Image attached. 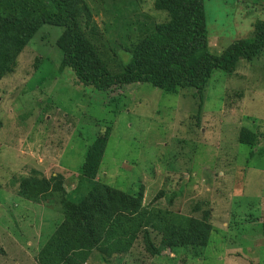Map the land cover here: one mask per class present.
<instances>
[{"label": "rangeland", "instance_id": "374dc122", "mask_svg": "<svg viewBox=\"0 0 264 264\" xmlns=\"http://www.w3.org/2000/svg\"><path fill=\"white\" fill-rule=\"evenodd\" d=\"M67 1L111 73L124 70L121 51L169 20L158 0ZM204 10L214 55L264 21V0H204ZM62 31L43 24L20 49L12 29L0 40V213L18 197L46 210L22 251L0 236V264H39L69 207L98 193L125 196V208L139 198L157 252L140 232L127 252L93 250L84 264H264V52L213 70L201 89H99L60 68ZM190 218L208 225L204 242L185 241Z\"/></svg>", "mask_w": 264, "mask_h": 264}, {"label": "trees", "instance_id": "16d2710c", "mask_svg": "<svg viewBox=\"0 0 264 264\" xmlns=\"http://www.w3.org/2000/svg\"><path fill=\"white\" fill-rule=\"evenodd\" d=\"M158 5L167 9L168 22L134 48L118 50L125 57L120 73L107 69L67 0H0V40L6 29H12L15 35L10 41L20 49L41 25L62 27L56 41L60 68H72L79 83L99 89L132 83H149L160 89L187 84L201 89L213 70L232 72L238 60H252L264 52V21L257 22L251 38L233 40L220 55H214L207 50L204 0H158ZM98 196L89 195L87 200L92 201L82 202L83 208L78 210L69 207L37 254L39 264H84L93 250L107 255L124 253L140 232L147 251L157 252L144 226L149 211L139 198H128L132 207L125 208L123 195L120 201L111 194ZM207 234L205 222L190 218L184 239L202 243Z\"/></svg>", "mask_w": 264, "mask_h": 264}, {"label": "crops", "instance_id": "0c3cea01", "mask_svg": "<svg viewBox=\"0 0 264 264\" xmlns=\"http://www.w3.org/2000/svg\"><path fill=\"white\" fill-rule=\"evenodd\" d=\"M60 167L66 171H69L67 167ZM9 202L10 204L8 206H11V210L8 208L10 214L4 210H2V212L0 213L2 219H7L8 221L7 223H1L2 225L0 226V236L2 237V239H5L7 241L8 245H10L11 242H14L18 250H20V248H22L23 250L25 247V243H23V238H20V236L24 234L25 230H31L30 232H33L35 234L39 233L37 229L39 230L40 223L41 226L44 223L43 219L46 210L44 204L40 202H33L22 197H18L16 198V200L8 199L4 201L1 207L4 208L5 205ZM21 205L25 210H27V217L22 218L18 215L19 213H21L19 212V209H21ZM1 254L2 255H0V258H4L5 255L3 254V252H1Z\"/></svg>", "mask_w": 264, "mask_h": 264}]
</instances>
